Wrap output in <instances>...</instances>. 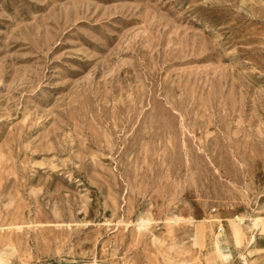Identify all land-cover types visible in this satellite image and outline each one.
Wrapping results in <instances>:
<instances>
[{"label": "rangeland", "instance_id": "rangeland-1", "mask_svg": "<svg viewBox=\"0 0 264 264\" xmlns=\"http://www.w3.org/2000/svg\"><path fill=\"white\" fill-rule=\"evenodd\" d=\"M171 263L264 264V0H0V264Z\"/></svg>", "mask_w": 264, "mask_h": 264}, {"label": "bare ground", "instance_id": "bare-ground-1", "mask_svg": "<svg viewBox=\"0 0 264 264\" xmlns=\"http://www.w3.org/2000/svg\"><path fill=\"white\" fill-rule=\"evenodd\" d=\"M176 217H178V216H176ZM178 219H179V217H178ZM180 219H181V218H180ZM180 219H179V220H180ZM215 242L218 243L219 240L217 239V240H215ZM203 248H204V247H203ZM246 260H247V259H245V261H246ZM246 262H247V261H246ZM171 264H172V263H171Z\"/></svg>", "mask_w": 264, "mask_h": 264}]
</instances>
